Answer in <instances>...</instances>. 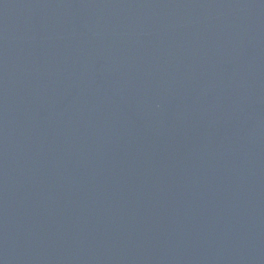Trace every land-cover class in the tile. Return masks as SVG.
I'll return each instance as SVG.
<instances>
[{
  "label": "water",
  "instance_id": "95a60500",
  "mask_svg": "<svg viewBox=\"0 0 264 264\" xmlns=\"http://www.w3.org/2000/svg\"><path fill=\"white\" fill-rule=\"evenodd\" d=\"M0 264H264V0H0Z\"/></svg>",
  "mask_w": 264,
  "mask_h": 264
}]
</instances>
